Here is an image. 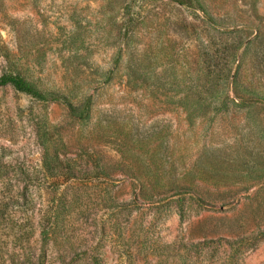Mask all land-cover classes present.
<instances>
[{
  "label": "rangeland",
  "instance_id": "rangeland-1",
  "mask_svg": "<svg viewBox=\"0 0 264 264\" xmlns=\"http://www.w3.org/2000/svg\"><path fill=\"white\" fill-rule=\"evenodd\" d=\"M9 73L86 116L0 86V264H264V0H0Z\"/></svg>",
  "mask_w": 264,
  "mask_h": 264
},
{
  "label": "trees",
  "instance_id": "trees-1",
  "mask_svg": "<svg viewBox=\"0 0 264 264\" xmlns=\"http://www.w3.org/2000/svg\"><path fill=\"white\" fill-rule=\"evenodd\" d=\"M192 5V4H191ZM208 22L215 25V21L213 18L209 17L207 18ZM236 81L233 82L234 85H236ZM6 85H12L16 90H18L21 93H25L35 99L43 100V101H58L62 102L73 115H78L80 117L86 116V112L83 110L81 113L79 112V108L71 101L67 96H63L62 94L51 92L49 94H46L39 89L36 88V86L25 79L24 76L20 74H5L0 78V86H6ZM241 89L242 96H235L232 98V101H234L236 104L252 107L254 105H264V96L259 94L258 92L244 86L239 88ZM61 161H58L57 158H53L49 154H47V157L44 159V167L45 170L52 174L57 175L56 172L58 168H61Z\"/></svg>",
  "mask_w": 264,
  "mask_h": 264
}]
</instances>
